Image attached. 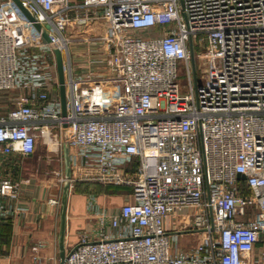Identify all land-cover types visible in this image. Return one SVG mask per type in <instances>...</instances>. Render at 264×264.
<instances>
[{
    "label": "built area",
    "instance_id": "2783aa9c",
    "mask_svg": "<svg viewBox=\"0 0 264 264\" xmlns=\"http://www.w3.org/2000/svg\"><path fill=\"white\" fill-rule=\"evenodd\" d=\"M21 2L62 52L68 114L52 43L0 0V99L15 100L0 111V223L24 210L5 162L45 135L59 155L66 128L71 187L127 186L132 200L108 212L91 198L94 229L65 264H264V0Z\"/></svg>",
    "mask_w": 264,
    "mask_h": 264
},
{
    "label": "crops",
    "instance_id": "0c3cea01",
    "mask_svg": "<svg viewBox=\"0 0 264 264\" xmlns=\"http://www.w3.org/2000/svg\"><path fill=\"white\" fill-rule=\"evenodd\" d=\"M81 50L82 48L77 47L76 55H72L73 62L74 57L80 61L78 52ZM79 65L80 63L73 64V71L81 73L82 69ZM70 155H77V149H70ZM34 156L35 154L27 158L33 159ZM59 157L61 161L62 156ZM64 159L66 163L65 154ZM42 160L41 158L38 161L40 164L37 169H1L5 176L21 182L22 194L17 204L24 210L0 223V264H60V209L65 182H61L56 175L47 176L40 168L42 166L46 169V162H49V159L41 162ZM64 175L66 176V172ZM112 188L117 191L94 192L90 187L86 191L74 192V186L71 187L67 212L66 249L78 241L83 231L92 232L94 229V220L88 209L91 198L108 212H114L127 200H132L129 197L132 192L131 187L113 185ZM50 199H57L59 203L52 204ZM193 212L197 213L198 209H194ZM167 225H171L169 218ZM263 253L264 241H261L256 245L253 256L258 259L263 257Z\"/></svg>",
    "mask_w": 264,
    "mask_h": 264
},
{
    "label": "rangeland",
    "instance_id": "374dc122",
    "mask_svg": "<svg viewBox=\"0 0 264 264\" xmlns=\"http://www.w3.org/2000/svg\"><path fill=\"white\" fill-rule=\"evenodd\" d=\"M79 1H82V0H79ZM96 33L99 34L101 32L97 29ZM149 34H152V33H149ZM78 45H80V44H78L77 42L72 45V51H71L72 55H76L75 53H76V49H77ZM79 62L80 61L74 57V62H73L74 65H78ZM196 66H197V70H196L197 78H198V81L200 83L201 75H202L203 71L200 69L199 63H197ZM179 68H180L179 82L183 86V85H186L188 83V77L185 74V72H186L185 66H181ZM193 74H194V71H193ZM194 77H193V79H194ZM53 94L56 96L57 91L55 90ZM14 105H15V100L13 97L7 96L4 99H0V109L3 108L0 110L1 112L8 110L9 108L13 107ZM49 147L52 150L55 149L52 147V144L51 143L49 144L45 138H40L39 144H38V150H37L33 159H28L27 157L22 156V155H16L12 158H9V161L5 162V164L3 165V169H37L38 164H40V163H38V161L42 158L43 160L49 159L48 160L49 162H46L47 163L46 167H45L46 169L42 168V166L40 168L45 174H47V176H55L57 171H62L65 174L66 169H67V164L65 163V159H64V154H65L64 144H63V147L59 151L60 152L59 155L62 156L61 161H60V157L58 154H55L54 152H52V153L48 152ZM70 149H73V148L70 147ZM43 160L41 162H43ZM88 184H91V183L85 182V181H77L74 184L73 191L76 192V189L79 187L80 188L84 187V188H87L89 190L90 188H89ZM115 190L117 191V189H112V188L103 189L102 186L92 188V191H94V192H100V191L114 192ZM175 216H177V222L176 223H177V227H178L182 215H181V213H179V215H175ZM169 220H170V224H173V221H172L173 217H169ZM198 235L199 234L187 233V234L182 235L183 237L181 236L182 237L181 239H183V241H184L186 238H190L192 241H194L198 237ZM78 241H79V239H78ZM74 245L68 246L67 249H70Z\"/></svg>",
    "mask_w": 264,
    "mask_h": 264
},
{
    "label": "water",
    "instance_id": "95a60500",
    "mask_svg": "<svg viewBox=\"0 0 264 264\" xmlns=\"http://www.w3.org/2000/svg\"><path fill=\"white\" fill-rule=\"evenodd\" d=\"M17 6L21 9V11L29 18L30 21L34 23V26L42 33V36L45 38V40L49 41L53 45V49L56 54L57 58V65H58V77H59V84H60V100L62 105V111L63 115L67 116L68 114V102H67V93H66V85H65V67H64V59L61 50L51 41L48 33L42 28V26L36 22L35 18L32 16V14L28 11V9L23 5L21 0H13ZM191 54H192V68L194 73H196V65H195V58H194V52L192 50L191 46ZM64 147H65V155H66V163H67V169H66V178L67 181L65 182L64 188H63V194L61 198V209H60V232H59V247H60V257L61 261L60 264L66 263V235H67V221H68V203H69V195L71 190V183L70 178L72 175V169H71V156H70V144L68 140V131L65 128L64 131ZM241 178H244V175H240Z\"/></svg>",
    "mask_w": 264,
    "mask_h": 264
},
{
    "label": "trees",
    "instance_id": "16d2710c",
    "mask_svg": "<svg viewBox=\"0 0 264 264\" xmlns=\"http://www.w3.org/2000/svg\"><path fill=\"white\" fill-rule=\"evenodd\" d=\"M92 184V183H91ZM88 184L89 185V188L91 187V188H94V187H101L102 186V188L103 189H105V188H112L113 187V185L111 186V185H102V184ZM118 187V186H117ZM113 189V188H112ZM87 190V188H77L76 189V192H81V191H86ZM248 192H249V190H247ZM246 191V192H247Z\"/></svg>",
    "mask_w": 264,
    "mask_h": 264
},
{
    "label": "bare ground",
    "instance_id": "6f19581e",
    "mask_svg": "<svg viewBox=\"0 0 264 264\" xmlns=\"http://www.w3.org/2000/svg\"><path fill=\"white\" fill-rule=\"evenodd\" d=\"M45 139L49 142L50 141V139H49V137H48V135H45Z\"/></svg>",
    "mask_w": 264,
    "mask_h": 264
}]
</instances>
